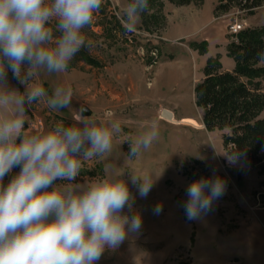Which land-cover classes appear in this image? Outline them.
<instances>
[{
	"label": "rangeland",
	"instance_id": "obj_1",
	"mask_svg": "<svg viewBox=\"0 0 264 264\" xmlns=\"http://www.w3.org/2000/svg\"><path fill=\"white\" fill-rule=\"evenodd\" d=\"M127 2L104 0L92 25L83 30L90 45L81 49L65 73L42 70L40 82L49 95L58 84L72 86L70 108L55 111L38 101L28 109L33 130L47 131L59 121L71 126L74 110L82 106L91 109L84 116L115 119L122 125L124 134L114 138L112 153L84 162L73 183L123 172L134 203L122 214L140 215L142 227L129 233L117 249H106L95 264H264V159L254 162L244 155L229 165L223 154L232 150L224 139L230 129L206 127L195 92L210 58L219 59L223 69L235 60L224 49L225 41L229 45L236 39L230 24L238 20L245 28L264 30V4L254 12H242L237 4L219 8L222 1L215 0L209 13L205 11L211 0L206 5L205 0H149L150 10L136 32L126 33L120 18ZM206 35L215 36L213 48L222 54L210 53ZM27 66L23 64L22 71ZM6 71L8 88L23 93L25 86L10 69ZM257 80L264 91V74ZM153 119L160 122L159 139L139 158L126 160L128 135L137 134ZM20 170L21 166L14 167L4 185ZM133 170H147L154 178L146 197L131 182ZM217 176L226 182L224 194L200 219L189 220L183 207L187 187ZM60 183L66 182L57 180L54 186ZM157 204L162 205L159 214L153 211Z\"/></svg>",
	"mask_w": 264,
	"mask_h": 264
},
{
	"label": "clouds",
	"instance_id": "obj_2",
	"mask_svg": "<svg viewBox=\"0 0 264 264\" xmlns=\"http://www.w3.org/2000/svg\"><path fill=\"white\" fill-rule=\"evenodd\" d=\"M103 3L0 0V264H95L106 249H117L129 233L142 227L140 215L122 214L134 203L123 172L73 183L84 162L112 153L114 138L124 134L119 120L84 116L88 109L82 106L74 110L71 126L59 121L47 131L25 127L34 102L43 101L55 111L70 108L72 86L58 84L49 95L40 75L42 70L65 73L90 45L83 30L92 25ZM149 10V0H128L120 18L125 32H136ZM257 57L264 62V51ZM6 69L25 86L23 93L8 88ZM159 137L156 119L129 134L126 160L139 158ZM223 155L229 165H236L245 153L234 146ZM16 166H21L20 172L5 186L4 177ZM130 173L139 195L146 197L154 185L151 172ZM57 180L66 183L54 186ZM225 189L219 176L192 182L183 204L186 217L200 219ZM153 211L159 214L162 205Z\"/></svg>",
	"mask_w": 264,
	"mask_h": 264
},
{
	"label": "trees",
	"instance_id": "obj_3",
	"mask_svg": "<svg viewBox=\"0 0 264 264\" xmlns=\"http://www.w3.org/2000/svg\"><path fill=\"white\" fill-rule=\"evenodd\" d=\"M189 2L191 0H182ZM219 8L234 4L242 7L262 5L264 0H221ZM254 12V11H251ZM229 55L236 65L232 70L222 68L217 58H210L205 77L196 85L197 102L203 107V119L209 130L229 128L225 143L233 150L245 153L254 162L264 159V91L261 80L264 65L257 53L264 51V30L248 27L233 35Z\"/></svg>",
	"mask_w": 264,
	"mask_h": 264
},
{
	"label": "crops",
	"instance_id": "obj_4",
	"mask_svg": "<svg viewBox=\"0 0 264 264\" xmlns=\"http://www.w3.org/2000/svg\"><path fill=\"white\" fill-rule=\"evenodd\" d=\"M207 1L208 0H205V5H206ZM213 4H215V0H211L210 4L207 6V9H206L205 12L208 11L210 13V11L214 8V5ZM212 23H213V21L211 23L208 22L207 24L204 25V28L209 27ZM204 39L209 42V51H210V53L212 55H215L218 52H220V53L223 52V51H215V49L213 48L216 45V41H215L216 39H215V36L214 35H206V36H204ZM224 45H225L224 46V49H225V53H226L227 52V49H228V43L225 41ZM213 51H215V52H213ZM223 57L221 58V60L224 62V58ZM235 65H236V62H235V60H233V61L229 62L228 65L225 64V69L226 70H232V69H234ZM257 249H260V247L257 248Z\"/></svg>",
	"mask_w": 264,
	"mask_h": 264
},
{
	"label": "built area",
	"instance_id": "obj_5",
	"mask_svg": "<svg viewBox=\"0 0 264 264\" xmlns=\"http://www.w3.org/2000/svg\"><path fill=\"white\" fill-rule=\"evenodd\" d=\"M237 4V3H236ZM236 4H234L232 7H234ZM264 4V2H263ZM262 4V5H263ZM238 8L242 11V12H251L254 10H257L259 7H261L262 5L259 6H253L251 8L249 7H242L240 4H237ZM243 29H245V24L242 22H239L238 20H236L235 22H233L232 24H230V28L229 31L230 33H232L233 35L238 34L240 31H242ZM26 126V125H25ZM29 126H31V124H29Z\"/></svg>",
	"mask_w": 264,
	"mask_h": 264
},
{
	"label": "water",
	"instance_id": "obj_6",
	"mask_svg": "<svg viewBox=\"0 0 264 264\" xmlns=\"http://www.w3.org/2000/svg\"><path fill=\"white\" fill-rule=\"evenodd\" d=\"M83 107H85V108L88 109L86 112L83 113L84 115H89V114H91V109H90L88 106H83Z\"/></svg>",
	"mask_w": 264,
	"mask_h": 264
}]
</instances>
